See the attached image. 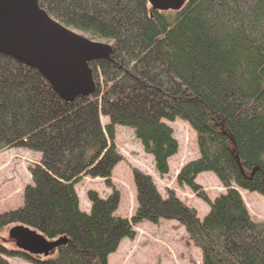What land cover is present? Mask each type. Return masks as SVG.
Instances as JSON below:
<instances>
[{
	"label": "trees",
	"instance_id": "1",
	"mask_svg": "<svg viewBox=\"0 0 264 264\" xmlns=\"http://www.w3.org/2000/svg\"><path fill=\"white\" fill-rule=\"evenodd\" d=\"M65 27L110 45L88 63L93 89L59 97L45 77L0 53V149L40 153L21 206L0 214V229L22 224L47 239L65 237L46 258L0 245L2 255L31 264H107L142 221L174 220L199 248L201 264H264V224L252 220L236 187L264 197V0H184L178 9L148 0H36ZM109 118L101 125L99 115ZM180 118L196 136L198 156L177 183L208 204L200 220L151 178L134 170L137 206L115 215L118 193L87 191L81 211L74 184L97 176L110 185L119 156L114 126L131 127L159 175L177 143L166 121ZM212 172L225 189L212 201L194 182Z\"/></svg>",
	"mask_w": 264,
	"mask_h": 264
},
{
	"label": "rangeland",
	"instance_id": "2",
	"mask_svg": "<svg viewBox=\"0 0 264 264\" xmlns=\"http://www.w3.org/2000/svg\"><path fill=\"white\" fill-rule=\"evenodd\" d=\"M71 30V29H70ZM86 37L81 32L71 30ZM102 126L109 118L99 115ZM173 129L177 140V150L168 160V171L158 175L152 155L146 153L135 138L133 129L124 125H115L112 143L119 159L110 168V185L100 177L83 176L74 184L81 211H89L87 191L93 190L100 197L109 195L114 189L118 192V204L115 215L129 219L137 206L134 174L141 171L151 177L158 193L165 197L172 192L179 201L194 210L196 217L202 219L208 212V204L198 198L188 186L176 181L179 169L198 156L196 136L188 122L180 118L166 121ZM40 160V154L24 148L0 149V214L13 210L23 203V192L27 184L31 185L30 168ZM200 189L211 201L225 189L212 172H201L195 177ZM249 217L264 224V197L256 192L236 187ZM13 226V225H11ZM0 229V245L13 249V239L9 228ZM131 239L123 238L117 249L106 258L107 264H200V251L188 239L184 228L174 220L158 219L155 223L142 221L133 226ZM6 264H31L18 257L2 255Z\"/></svg>",
	"mask_w": 264,
	"mask_h": 264
},
{
	"label": "water",
	"instance_id": "3",
	"mask_svg": "<svg viewBox=\"0 0 264 264\" xmlns=\"http://www.w3.org/2000/svg\"><path fill=\"white\" fill-rule=\"evenodd\" d=\"M153 8H179L184 0H148ZM0 53L36 68L53 91L64 100L89 93L94 83L88 63L107 58L110 46L76 34L50 18L36 0H0ZM16 238L29 236L31 243H18L24 250L47 256L65 237L47 239L28 226L9 230Z\"/></svg>",
	"mask_w": 264,
	"mask_h": 264
},
{
	"label": "bare ground",
	"instance_id": "4",
	"mask_svg": "<svg viewBox=\"0 0 264 264\" xmlns=\"http://www.w3.org/2000/svg\"><path fill=\"white\" fill-rule=\"evenodd\" d=\"M31 176V175H30Z\"/></svg>",
	"mask_w": 264,
	"mask_h": 264
}]
</instances>
